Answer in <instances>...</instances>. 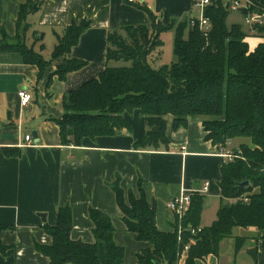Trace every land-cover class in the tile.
Instances as JSON below:
<instances>
[{
    "label": "trees",
    "instance_id": "trees-1",
    "mask_svg": "<svg viewBox=\"0 0 264 264\" xmlns=\"http://www.w3.org/2000/svg\"><path fill=\"white\" fill-rule=\"evenodd\" d=\"M44 0H27L18 14V28L28 29L27 17L37 11ZM264 8V0H254ZM151 18V25L125 26L108 35L106 66L92 78L64 96L63 117L57 120L65 144L80 145L85 137L115 135L132 130L126 112L139 110L147 125L145 136L134 143L136 149L168 145V118L173 128L185 126L190 118H202L205 139L225 148L229 140L246 138L235 157L221 168V197L225 200L217 218L209 226L192 235L189 227L201 226L204 195L194 193L187 215L172 231H162L156 222V203L150 202L142 183L138 193L125 191L119 180L112 184L116 202L123 214L127 231L148 246L135 255L140 264H178L186 244H190L184 264H196L209 254L218 255L223 240L235 237V252L246 241L234 236L238 227L264 230V43L251 49L239 25L226 23L229 8L214 0L206 9L212 27L204 34L189 20L164 25L152 10L142 6ZM87 22L72 25L59 38L50 59L24 41L10 44L0 41V51L16 50L26 63L37 65L39 76L57 62L55 74L61 79L81 69L85 63L65 58L88 27ZM177 27L174 40L176 61H162V33ZM189 33L184 37V29ZM264 38V26L256 34ZM73 137H67V129ZM7 156H19L18 148H4ZM249 184L240 187L242 182ZM248 194L247 201L231 204L228 200ZM94 242L71 237L73 214L70 205L60 206L54 226L44 223L52 237L49 245L36 244V249L49 258V264H126V249L116 243V228L111 216L91 207ZM13 230L14 226L0 225ZM12 246L0 241V253L8 255Z\"/></svg>",
    "mask_w": 264,
    "mask_h": 264
},
{
    "label": "crops",
    "instance_id": "crops-1",
    "mask_svg": "<svg viewBox=\"0 0 264 264\" xmlns=\"http://www.w3.org/2000/svg\"><path fill=\"white\" fill-rule=\"evenodd\" d=\"M26 1L0 0V41L19 37L48 60L67 28L83 22L89 25L67 54L85 65L65 79L54 73L55 64L40 77L37 65L26 63L19 51H0V225L14 226L0 232V241L12 246L8 255L0 253V264H49L36 244L52 243L44 223L54 226L58 208L65 205L72 208L74 240L94 242L89 210L98 208L112 218L114 239L126 249L125 263L140 264L135 254L148 243L136 240L126 229L112 188L117 180L125 191L135 193L142 183L148 200L156 203V222L162 231H172L175 225L168 201L181 192L198 193L208 181L207 192L200 194L204 207H215L216 213L210 223L201 218V226L212 224L222 204L219 183L226 162L222 152L230 149L205 139L202 118H190L185 126L174 129L169 117L168 145L142 149L134 143L145 136L147 125L137 109L125 113L130 132L124 129L115 135L85 137L80 145L65 144L57 123L64 114L66 93L104 70L110 32L130 25L150 26L151 18L142 6L158 15L164 25L177 24L191 16L195 0H44L28 15L29 26L23 31L18 28V14ZM246 40L255 47L264 38ZM24 89L32 94L27 106L21 105L18 95ZM26 134L32 135L33 143L25 141ZM67 137H73L72 128L67 129ZM4 148H18L21 153L7 156ZM234 236L246 240L238 252L235 237L227 238L218 255L209 254L196 264H264V230L238 227ZM187 255L178 264H184Z\"/></svg>",
    "mask_w": 264,
    "mask_h": 264
},
{
    "label": "built area",
    "instance_id": "built-area-1",
    "mask_svg": "<svg viewBox=\"0 0 264 264\" xmlns=\"http://www.w3.org/2000/svg\"><path fill=\"white\" fill-rule=\"evenodd\" d=\"M133 1V0H129ZM214 0H195L194 6L197 7V9L200 10L202 13V17L200 19L196 18H190L189 23L191 26H198L200 30L207 35L209 30L212 27L211 20L209 17L206 16V9L208 6L212 4ZM225 5L229 3V9L233 10H241L245 14V22L249 27V36L248 37H259L256 34L257 27L264 26V8L257 6L254 2V0H220ZM247 38V37H246ZM21 101L22 106H27L31 100H32V94L28 92L26 89L20 90L18 93ZM25 141L28 143H33V137L31 134L25 135ZM183 149H185V144L182 146ZM222 156L226 159V161H230L235 157V154L232 150H226L222 152ZM209 187V182H205L203 187L198 190V193H205L207 192ZM194 192H181L180 194H177L173 196L167 203V207L175 214L176 217H178L180 220H182L187 213L189 212L192 204V196ZM248 200V194H243L238 197L230 198L228 201L231 204H236L240 201H247ZM183 226L180 225L179 228V234L181 238V234L183 232ZM190 234L196 235L202 230V226H191L187 229ZM190 248V244H186L181 256V260L183 261L185 258V255L188 254V250Z\"/></svg>",
    "mask_w": 264,
    "mask_h": 264
},
{
    "label": "rangeland",
    "instance_id": "rangeland-1",
    "mask_svg": "<svg viewBox=\"0 0 264 264\" xmlns=\"http://www.w3.org/2000/svg\"><path fill=\"white\" fill-rule=\"evenodd\" d=\"M191 16L189 18H182L181 20H178L177 25L178 26L181 22H185L186 20H189L190 18H196V19H200L202 17V13L200 12L199 9H197V7H194L192 10V13L190 14ZM226 23L228 25L229 28H231L233 25H239L241 27V29L246 32L249 33V27L245 22V14L241 11V10H233L230 9L228 10V15L226 18ZM174 26L170 29L165 30L162 35H161V39L163 41V49H162V57L164 60L165 64H170L172 62L176 61V55H175V49H174V40L176 37V33H177V27ZM24 31V30H23ZM189 33V26L186 27L184 29V37H187ZM4 41L10 43V44H16L18 42H20L19 37L16 39H5ZM260 43H264V40H262ZM259 43V44H260ZM47 45L49 47V51H51V43L50 41L47 42ZM251 49H254L255 47H257V45L255 47H253L252 45H250ZM47 54H50L49 52ZM46 54V55H47ZM65 58H67V56L65 55ZM55 66L57 67V62L54 63ZM238 140L241 141V143H247L249 142L248 139L246 138H234L228 141L227 143V147L228 149L232 150V149H238L240 144L238 143ZM225 203V200L222 199V203ZM216 208H210V207H204V212H203V216L202 219L205 223H210L212 216L215 217V213H216ZM177 222V220L175 219V223ZM182 221H179V225H181Z\"/></svg>",
    "mask_w": 264,
    "mask_h": 264
},
{
    "label": "water",
    "instance_id": "water-1",
    "mask_svg": "<svg viewBox=\"0 0 264 264\" xmlns=\"http://www.w3.org/2000/svg\"><path fill=\"white\" fill-rule=\"evenodd\" d=\"M226 8H229V3L226 4ZM34 136H35V137L37 136L36 132H34ZM248 184H249L248 181L242 182V183L240 184V187L246 186V185H248ZM42 217H43L44 219H46L45 214H42Z\"/></svg>",
    "mask_w": 264,
    "mask_h": 264
}]
</instances>
